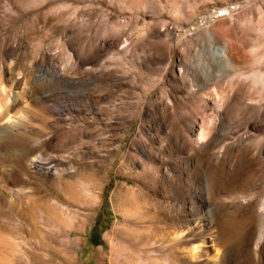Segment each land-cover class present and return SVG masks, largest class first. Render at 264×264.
<instances>
[{"label":"rangeland","instance_id":"rangeland-1","mask_svg":"<svg viewBox=\"0 0 264 264\" xmlns=\"http://www.w3.org/2000/svg\"><path fill=\"white\" fill-rule=\"evenodd\" d=\"M0 103V264H264V0H0Z\"/></svg>","mask_w":264,"mask_h":264},{"label":"bare ground","instance_id":"bare-ground-1","mask_svg":"<svg viewBox=\"0 0 264 264\" xmlns=\"http://www.w3.org/2000/svg\"><path fill=\"white\" fill-rule=\"evenodd\" d=\"M2 108H0V110ZM5 120H7V118ZM9 120L10 119H8V121ZM202 135L203 133L201 132L200 137ZM37 165H40L38 161H37ZM128 194L129 193L127 189L123 187H119L115 191V196H116L115 200L120 199V198H127ZM130 197L131 198L135 197V192H134V195L132 194ZM57 204L59 203H56V205ZM137 208H139V206ZM137 208L135 207L133 210L131 209L132 211L130 210V211L122 212L125 222L135 216H136L135 218H138L141 221L146 220L145 217H143L144 214H142L140 209H137ZM61 209L63 210L65 209V207H61ZM86 216H89V215H86ZM191 216L193 217L192 218L193 220H190V221L186 220L187 223L180 228L181 230L178 229V231H173L169 233L167 237L165 238V241H168L169 243L171 241V244L168 247L170 250L169 256L171 257V261H170L171 264H185V262L186 264H242L243 261L239 258L240 255L238 254V252L227 251L226 248L221 244L222 242L220 243L214 235H205L203 233L204 227L208 225V222H206L207 221L205 217L206 215L204 213L196 212V213H192ZM148 217L154 218V219L156 218V220H158L156 216L148 215ZM115 230L124 231L126 230V228L124 225H121V226H116L114 228V231ZM135 238L140 239L137 236L134 237V239ZM146 240H147V236H146ZM183 240L187 241V245L185 246L182 245Z\"/></svg>","mask_w":264,"mask_h":264},{"label":"trees","instance_id":"trees-1","mask_svg":"<svg viewBox=\"0 0 264 264\" xmlns=\"http://www.w3.org/2000/svg\"><path fill=\"white\" fill-rule=\"evenodd\" d=\"M95 243H98V241H95Z\"/></svg>","mask_w":264,"mask_h":264}]
</instances>
